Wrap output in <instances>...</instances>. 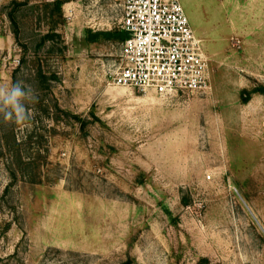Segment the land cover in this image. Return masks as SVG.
Returning a JSON list of instances; mask_svg holds the SVG:
<instances>
[{
  "label": "rangeland",
  "instance_id": "rangeland-1",
  "mask_svg": "<svg viewBox=\"0 0 264 264\" xmlns=\"http://www.w3.org/2000/svg\"><path fill=\"white\" fill-rule=\"evenodd\" d=\"M95 1L0 0V89L35 97L0 117V264H264V0H180L211 86L172 99L112 84Z\"/></svg>",
  "mask_w": 264,
  "mask_h": 264
},
{
  "label": "built area",
  "instance_id": "built-area-1",
  "mask_svg": "<svg viewBox=\"0 0 264 264\" xmlns=\"http://www.w3.org/2000/svg\"><path fill=\"white\" fill-rule=\"evenodd\" d=\"M116 1L121 6L118 31L127 38L111 75L113 85L161 99L210 89L208 58L180 0Z\"/></svg>",
  "mask_w": 264,
  "mask_h": 264
},
{
  "label": "clouds",
  "instance_id": "clouds-1",
  "mask_svg": "<svg viewBox=\"0 0 264 264\" xmlns=\"http://www.w3.org/2000/svg\"><path fill=\"white\" fill-rule=\"evenodd\" d=\"M30 87L22 80L16 81L10 88L0 89V117L4 121L14 120L22 123L30 119L26 103L34 101Z\"/></svg>",
  "mask_w": 264,
  "mask_h": 264
},
{
  "label": "crops",
  "instance_id": "crops-1",
  "mask_svg": "<svg viewBox=\"0 0 264 264\" xmlns=\"http://www.w3.org/2000/svg\"><path fill=\"white\" fill-rule=\"evenodd\" d=\"M100 1H102V0H96V1H95V4L98 5V4L100 3ZM71 8H72V6H70V10H73V9H71ZM103 8H105L106 11H104ZM108 8H111V6H110L109 4H107V3L104 4V2H103V3L101 2V4L99 5V7H97V9L102 10V13H101V11H100V13H101V18H99V22H98V23H95L94 26L97 25L98 27H102L103 29H111V26H112V25H111V23H110V19L108 18V15L106 14ZM72 13H73V15H74V11H72ZM89 22H91V21H89ZM89 22L86 23V26H88ZM82 26H85V25H84V22H83V25H82Z\"/></svg>",
  "mask_w": 264,
  "mask_h": 264
},
{
  "label": "trees",
  "instance_id": "trees-1",
  "mask_svg": "<svg viewBox=\"0 0 264 264\" xmlns=\"http://www.w3.org/2000/svg\"><path fill=\"white\" fill-rule=\"evenodd\" d=\"M62 5H63V2L62 1H56L55 2V5H52V4H50V5H48L49 7H51V6H55L56 7V9L57 10H60L61 9V7H62ZM52 34L51 33H48L47 35H46V37H44V41H47V40H50L51 38H52ZM106 37H111V38H114V37H116L118 40H120L121 42H123L126 38H127V34L126 33H124V32H120V31H118V32H113V33H108V35H105ZM258 92H260L259 90H254L252 93H258ZM262 93H264V92H262ZM185 205H186V203H185ZM127 264H129V263H127Z\"/></svg>",
  "mask_w": 264,
  "mask_h": 264
}]
</instances>
